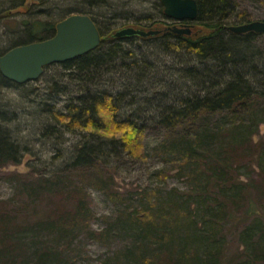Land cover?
<instances>
[{"label":"trees","instance_id":"trees-1","mask_svg":"<svg viewBox=\"0 0 264 264\" xmlns=\"http://www.w3.org/2000/svg\"><path fill=\"white\" fill-rule=\"evenodd\" d=\"M81 1L80 10L67 9L53 23L23 22L17 37L11 42L8 36L7 47L0 49L2 56L50 39L55 26L72 14L88 16L101 36L96 50L58 64L78 94L63 111L46 104L42 111L50 125L43 133L50 132L46 138L80 133L85 140L50 176L10 177L13 199L0 201V264H74L81 235L102 242L125 238L99 264H264V137L254 140L264 125V52L253 45L258 34L226 29L255 20L238 0H195L194 22L169 20L161 3L160 20L143 18L148 26H141L142 18L134 20L135 27L166 26L147 39L162 40L161 51L174 59L183 56L177 73L170 70L155 82L160 92L149 98L142 86L151 79V66L122 47L133 38L105 37L110 27L97 10L110 9L111 0ZM185 24L204 32L181 36L166 31ZM115 76L124 79L119 90L103 88ZM19 86L0 74V88ZM55 86L51 90L57 94L69 91L68 85ZM144 109L154 117H144ZM0 115L1 122L11 123L4 112ZM150 121L164 130L154 148L164 169L153 173L158 188L145 189L139 200L129 202L112 190L109 164L120 154L146 159L142 139ZM3 126L0 169L18 165L23 150ZM168 178L182 187L161 186ZM87 186L116 206L97 234L89 232L94 215L85 200Z\"/></svg>","mask_w":264,"mask_h":264},{"label":"rangeland","instance_id":"rangeland-1","mask_svg":"<svg viewBox=\"0 0 264 264\" xmlns=\"http://www.w3.org/2000/svg\"><path fill=\"white\" fill-rule=\"evenodd\" d=\"M81 2V0H0V13L8 12L5 13V18L0 20V49L7 47L8 36L13 38L11 42L17 37L16 30L21 31L24 28L23 22L53 23L57 20V15L66 12L67 9L78 8L80 10L78 6H81ZM159 3L160 0L109 1L108 7L110 9L104 7L97 10L104 16V23L111 30L105 37L110 38L115 31L126 27L143 30L165 29L166 26L162 24L150 28L135 27L132 24L135 22L134 20L142 18L141 26H148V23L143 19L148 16L153 20H160L162 16L159 14ZM238 3L240 9L247 11L252 20L264 21V0H238ZM23 6H28L29 9L25 11ZM125 18L127 19L125 20ZM232 20L229 24L232 23ZM202 32H204L202 28L192 26L191 35L195 36ZM131 38L133 40L122 43V47L133 52L138 60L148 62L151 66V71H148L151 74V79L145 81L144 86H142L149 90L147 96L151 98L153 92H160L158 88L160 86L155 87L154 83L164 80L171 71L177 73L176 70L180 66L179 61L183 60V56L178 54L174 59V57H170L161 51L162 40ZM253 45L264 52V34H258ZM126 62L130 64L132 58L127 59ZM153 76L157 79H152ZM173 76L172 79L175 78V74ZM122 80L124 79H121V76L112 77L111 82L103 88L109 91L114 88L115 91H118L120 86L124 84ZM56 84L68 85L69 91L58 94L53 92L51 88L52 86L56 88ZM77 94L78 88L70 84L69 76L58 64L49 66L34 82L15 88H0V112H4L6 118L10 117L12 120L11 123L7 124L0 120V124L8 128L23 149L22 158L18 165L9 164L0 169V201L13 199L15 190L10 179L11 176H50L69 163L73 152L85 140L84 135L63 131L59 138L54 136L46 138V134H50V132H43L45 126L50 125V122L42 110L47 109L46 104H50L52 108L54 106L55 110L63 111L66 102L75 98ZM144 113V117H154L153 111L149 109H144ZM145 128L142 142L145 147L146 159L137 161L125 154H120L109 164L108 175L113 179L112 190L129 202L139 200L138 196L145 189L158 188L159 181L153 177V173L164 169L162 160L154 155V148L162 140L164 130L153 121L148 122ZM262 137H264V125L259 126V134L254 140L257 141ZM161 186H165L166 189L181 188L182 184L174 178H168ZM84 192L86 194L85 200L94 215L89 224V232L97 234L105 227V223L115 215L116 206L93 187L87 186ZM261 214L264 215V211ZM124 242L125 238L122 236L108 242H102L95 237L81 235L75 241L77 257L74 264H99V261L104 257L110 256L112 252L122 247ZM234 251H236V246L232 247L228 253L231 252L232 255Z\"/></svg>","mask_w":264,"mask_h":264},{"label":"water","instance_id":"water-1","mask_svg":"<svg viewBox=\"0 0 264 264\" xmlns=\"http://www.w3.org/2000/svg\"><path fill=\"white\" fill-rule=\"evenodd\" d=\"M160 3L164 16L175 23L194 22L197 19L198 7L195 0H160ZM191 29V25L185 24L168 27L166 31L190 36ZM226 29L233 34H264V21H252ZM163 30L126 27L115 31L110 37L148 38L159 35ZM100 43L101 36L88 16L71 15L55 26L52 38L15 47L0 56V74L17 85L34 82L43 74L45 68L84 56L96 50Z\"/></svg>","mask_w":264,"mask_h":264}]
</instances>
